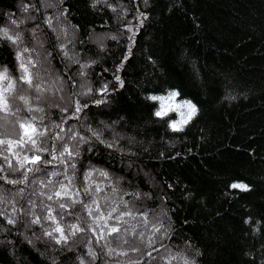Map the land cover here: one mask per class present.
<instances>
[{
    "label": "trees",
    "instance_id": "16d2710c",
    "mask_svg": "<svg viewBox=\"0 0 264 264\" xmlns=\"http://www.w3.org/2000/svg\"><path fill=\"white\" fill-rule=\"evenodd\" d=\"M0 141V264H264V0H0Z\"/></svg>",
    "mask_w": 264,
    "mask_h": 264
},
{
    "label": "snow or ice",
    "instance_id": "6c2138e0",
    "mask_svg": "<svg viewBox=\"0 0 264 264\" xmlns=\"http://www.w3.org/2000/svg\"><path fill=\"white\" fill-rule=\"evenodd\" d=\"M144 2L147 3V0H144ZM24 10L27 11L28 10L27 7H25ZM141 16H144V13H141ZM13 23H16V22L13 21ZM4 33H5V36H7V30L6 29L4 30ZM7 38L12 43H15L16 42V38H13L11 36H7ZM6 71L7 70L5 69V72ZM116 79L119 81L120 80L119 76H117ZM28 82L30 83V81H28ZM120 85L123 86V82L122 81H120ZM106 91H107V85H105L104 88L102 89V92H106ZM178 95H179V93L176 92V91H173V92L169 93V96H178ZM150 99H152V100H158V99H163V98L162 97L152 96V97H150ZM100 102H102V101H98V103H100ZM183 103L185 105H187V107L189 108L188 121H186V123H187V122L191 121L192 119H194L198 115L199 109H198L197 105L194 104V103H192L191 101H187L186 100ZM80 110L81 109L78 106L76 108V111H80ZM163 114L164 113L162 111H156L155 112V115L157 117H162ZM170 127H172L173 130H176V131L182 130V129L176 128L175 124L170 125ZM93 135H96V133H93ZM73 138H75V137H73ZM0 143H3V141H0ZM108 146L111 147V145H108ZM64 151L65 152H68L69 156L72 155V153H71V151L69 149L65 148ZM63 155H64V153L62 152L61 153V156H63ZM55 158L56 157H53V159H55ZM41 160H42V158L40 156H35V157L32 158V160L30 162L33 163V164H38V163L41 162ZM50 162L51 161H45V163H50ZM72 167H75V165H72ZM29 170L31 171V169H29ZM9 183H27V177L25 176L24 179L21 180V181H9ZM230 187L232 189H239L241 191H250L249 186L247 184H243V183H232L230 185ZM85 191H87V189H85ZM57 195H59V193H57ZM48 198L51 199V197H48ZM61 207H63V205H61ZM7 222L9 224H13L15 221L12 220V219H8ZM31 222L32 223H35V224H39L40 223V219L37 217V218L33 219ZM73 227H76V226L74 225ZM55 231L60 232V234H61L60 238L54 237L51 232H45L44 235L49 236V237H52L53 239H55L56 243H61L62 241H64V242L67 241V237L63 235V229H61V228L58 227L57 229H55ZM112 231L113 232H116V231H119V229L118 228H112ZM157 231H159V229H157ZM149 246H151V245H149ZM149 255H151V253H149ZM81 264H83V261H81ZM169 264H170V262H169ZM185 264H189V262L187 260H185ZM191 264H195V262L192 261Z\"/></svg>",
    "mask_w": 264,
    "mask_h": 264
},
{
    "label": "rangeland",
    "instance_id": "374dc122",
    "mask_svg": "<svg viewBox=\"0 0 264 264\" xmlns=\"http://www.w3.org/2000/svg\"><path fill=\"white\" fill-rule=\"evenodd\" d=\"M38 39V38H37ZM37 43H38V40H35ZM39 44V43H38ZM41 59V58H40ZM41 65H43V67H44V70L47 72L48 71V68H47V64L45 63V65H44V62L43 61H41ZM48 73V72H47ZM46 73V74H47ZM54 74V73H53ZM47 77H48V75H47ZM50 87V86H49ZM55 89V88H54ZM52 90H53V88H49V92H51L52 93ZM53 91H55V90H53ZM4 197H3V194H1V196H0V204H3L4 203ZM32 202V201H31ZM30 205H33V203H30ZM132 231H131V229H129L128 231H126V234H129V233H131ZM126 234L124 233L123 234V236H122V238H121V240H120V242L121 243H125L127 240H125L126 239ZM33 237V239L35 240V241H38V239H39V237L37 236V235H35V236H32Z\"/></svg>",
    "mask_w": 264,
    "mask_h": 264
}]
</instances>
